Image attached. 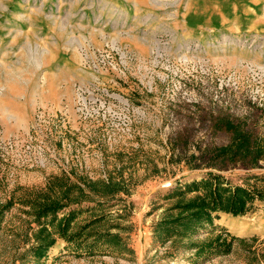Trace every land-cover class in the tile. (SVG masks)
<instances>
[{"label":"rangeland","instance_id":"1","mask_svg":"<svg viewBox=\"0 0 264 264\" xmlns=\"http://www.w3.org/2000/svg\"><path fill=\"white\" fill-rule=\"evenodd\" d=\"M143 1L0 0V204L62 172L125 179L130 192L104 208L115 216L105 226L125 227L132 249L79 255L59 238L35 261L26 251L36 224L15 203L0 223V264H264L262 201L243 215L220 212L193 237L222 229L257 237L226 256L195 262L193 247L153 235L178 183L212 171L264 186V159L213 156L231 140L226 120L264 135V27L186 37L175 25L187 0ZM93 204L77 207L78 222L101 211Z\"/></svg>","mask_w":264,"mask_h":264},{"label":"trees","instance_id":"2","mask_svg":"<svg viewBox=\"0 0 264 264\" xmlns=\"http://www.w3.org/2000/svg\"><path fill=\"white\" fill-rule=\"evenodd\" d=\"M223 125L232 133L230 142L214 150L215 158H228L232 161H255L264 159V135L255 136L242 129L231 120ZM130 185L125 179L92 180L85 177L73 179L69 174L50 175L42 187H18L12 196L0 204V223L4 212L18 203L27 207L30 222L36 224L34 243L28 252L35 261L46 258L49 249L61 238L76 254L95 255L100 252L123 253L132 251L120 231L126 229L112 222L111 212L104 208L121 202H112L119 193L129 194ZM192 193V194H191ZM173 199L164 210L163 216L153 223L154 240L161 244L188 245L194 248V261L231 254L237 244L250 239L236 236L225 229L209 233L204 239L193 238L206 225H213L220 212L233 216L243 215L251 209L255 201L264 203V186L233 184L219 173L206 172L205 176L177 184L168 193ZM87 206L96 213L83 222L77 221L81 206ZM123 209L127 204H122ZM121 213H117L119 217ZM117 228V231L111 229ZM185 240H188L184 242ZM256 255L255 250L245 248ZM264 259V251L260 252Z\"/></svg>","mask_w":264,"mask_h":264},{"label":"crops","instance_id":"3","mask_svg":"<svg viewBox=\"0 0 264 264\" xmlns=\"http://www.w3.org/2000/svg\"><path fill=\"white\" fill-rule=\"evenodd\" d=\"M187 0L180 22L176 30L186 37L198 36L200 39L212 34H235L254 27H264V0H250L248 7L240 11L231 0ZM246 1V0H242ZM137 3L144 4L143 0ZM139 5V4H137ZM248 17L242 24L239 17ZM127 22V21H126ZM125 22V24H126Z\"/></svg>","mask_w":264,"mask_h":264},{"label":"built area","instance_id":"4","mask_svg":"<svg viewBox=\"0 0 264 264\" xmlns=\"http://www.w3.org/2000/svg\"><path fill=\"white\" fill-rule=\"evenodd\" d=\"M78 89L84 91V89L81 86H78Z\"/></svg>","mask_w":264,"mask_h":264}]
</instances>
